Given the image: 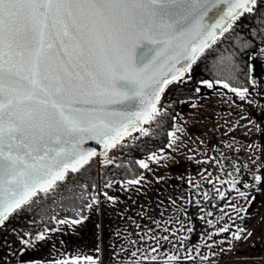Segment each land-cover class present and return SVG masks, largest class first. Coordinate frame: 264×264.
<instances>
[{"label":"snow or ice","instance_id":"6c2138e0","mask_svg":"<svg viewBox=\"0 0 264 264\" xmlns=\"http://www.w3.org/2000/svg\"><path fill=\"white\" fill-rule=\"evenodd\" d=\"M260 6L264 0H0V227L25 206L59 194L61 189L71 193L65 199L70 205L66 210L72 213L62 219L51 217L61 225L82 224L89 218L85 211L100 208V196L115 200L107 191L96 192L94 183L91 193L87 192L89 185L81 184L76 194L68 187L71 175L83 174L97 162L112 165L115 158L109 153L126 147L125 137L132 132L147 136L143 125H158L168 115L161 104L168 86L193 81V66L208 56H213L212 78L196 81L192 91L200 94L204 88L222 86L253 103L249 88L237 75V57L254 47V40L244 39L233 44L231 51L215 53L228 39L226 34L234 32L235 24L258 13ZM214 9V16H209ZM256 35L264 36V31L256 30ZM259 51L264 54V47ZM172 120L166 147L175 150L180 141L177 133L184 129L175 123V116ZM256 130H261L258 125ZM88 141L103 147V160L96 148L84 146ZM159 159L158 153L152 152L135 163L150 170L149 161ZM251 164L254 183H242V187L261 190L264 159L257 157ZM228 175L232 179L222 183H230L231 189L251 205L255 197L237 187L241 181L232 173ZM144 179L141 172L123 183L140 185ZM113 183L121 182H105L103 189ZM219 196L225 199L224 192ZM230 206L236 219H245L240 213L246 208L235 203ZM50 231L56 229L45 228L32 240L24 233L20 243L34 246L36 241H45V233ZM222 233L229 234V245L253 235L244 227L233 231L225 222L209 233L208 239ZM223 243L225 240H213L206 246L212 249ZM100 251L97 247L95 256L79 254L33 264H98ZM130 257L134 260L137 251H131ZM168 259L175 261L178 256ZM200 259L211 264L206 255L201 254Z\"/></svg>","mask_w":264,"mask_h":264},{"label":"crops","instance_id":"0c3cea01","mask_svg":"<svg viewBox=\"0 0 264 264\" xmlns=\"http://www.w3.org/2000/svg\"><path fill=\"white\" fill-rule=\"evenodd\" d=\"M260 47L264 44L250 54V80L254 83L247 87L253 103L222 86L204 88L176 112L175 123L184 129L182 134L177 133L180 141L173 150L166 147L168 137L162 147L165 151H154L160 159L149 161L150 170H141L145 179L140 185L123 183L130 179L116 180L121 183H113L108 193L115 200L100 196V208L86 211L89 218L80 225L56 223L51 228L56 231L46 232L45 241H36L20 251V264L79 254L95 256L97 247L101 249L98 264H209L200 259L201 254L208 256L211 264H264V186L261 190L242 187V183H254L251 160L264 159V54ZM193 103L197 106L192 107ZM245 164L248 168L243 167ZM236 168L241 171L236 173ZM228 173L241 181L237 187L255 197L251 205L231 189L230 183H222L232 179ZM220 191L225 199H220ZM232 203L246 208L240 213L244 220L236 219ZM209 212L212 215H207ZM221 215L223 220L219 219ZM225 222L233 231L239 226L253 235L234 245L227 243V233L208 239V234ZM213 240L225 243L209 249L206 245ZM131 251H137L134 260ZM213 252L217 255L212 256ZM173 255L178 260L168 259Z\"/></svg>","mask_w":264,"mask_h":264},{"label":"trees","instance_id":"16d2710c","mask_svg":"<svg viewBox=\"0 0 264 264\" xmlns=\"http://www.w3.org/2000/svg\"><path fill=\"white\" fill-rule=\"evenodd\" d=\"M234 29L231 34H226L228 39L220 44L215 55H219L225 49L231 51L232 45L240 43L241 40H254V47L246 49L244 54L237 57V63L240 66V72L237 75L243 85L247 87L251 75V69L249 70L250 54L261 45V40H264V36L256 35V30L264 31V6L259 7L258 13L243 17L235 24ZM212 64L213 56H208L207 59L193 66V81L173 82L168 86L163 94L168 97V101L164 105L168 109V115L163 117L158 125L153 122L148 129L147 136L142 134L138 139L126 143L127 146L121 149L123 154L119 157L118 163L105 166H101L98 162L93 163L87 172L72 174L68 187L79 194L81 191L79 185L87 184L89 185L87 192L91 193V185L94 183L97 185L96 192L103 190L111 193L112 187L103 189L105 182L133 179L138 176L142 169L136 165L135 161L142 155L154 152L165 145L168 140L167 134L172 127V117L175 116L183 103L199 96L192 91L194 83L200 79L212 78L209 71ZM158 119L160 118L158 117ZM116 165H120V167ZM70 194L61 189L59 194L41 199L31 207L25 206L24 211L14 214L6 222V226L0 227V264H20L19 253L21 249L28 248L20 243V238L24 233H29L30 235L25 238L32 240L37 233L43 232L45 228L51 229L57 223L51 219L52 216L62 219L72 215L66 210L70 205L65 198ZM75 204L79 205L80 201H75Z\"/></svg>","mask_w":264,"mask_h":264},{"label":"rangeland","instance_id":"374dc122","mask_svg":"<svg viewBox=\"0 0 264 264\" xmlns=\"http://www.w3.org/2000/svg\"><path fill=\"white\" fill-rule=\"evenodd\" d=\"M167 101H168V97H167L166 95L161 96V104H162L163 106L165 105V103H166ZM187 102H188V101H187ZM185 103H186V102H185ZM185 103H183L182 105H184ZM152 123H153V122H152ZM152 123H151V124H152ZM151 124H150V125H149V124L143 125V127H144L145 129H149L150 126H151ZM142 134H143V133L132 132L130 136H126V137H125V141H126V143H128V142H132V141L138 139ZM137 137H138V138H137ZM102 153H103V152H102ZM102 153H101V158H102V160H103L104 157H103ZM122 154H123V152H122L121 149H120V150H112V151L109 153L110 156H114V158H115L113 164H114V163L116 164V163L119 162V157H120ZM104 166H105V165H104Z\"/></svg>","mask_w":264,"mask_h":264},{"label":"water","instance_id":"95a60500","mask_svg":"<svg viewBox=\"0 0 264 264\" xmlns=\"http://www.w3.org/2000/svg\"><path fill=\"white\" fill-rule=\"evenodd\" d=\"M216 10L214 9L212 12H210L208 15L209 16H214ZM207 20V17L205 18ZM137 106H138V101H137ZM85 147H94L97 149L98 153L103 152V147L101 145H97L95 141H88L85 145ZM101 159V158H100Z\"/></svg>","mask_w":264,"mask_h":264}]
</instances>
